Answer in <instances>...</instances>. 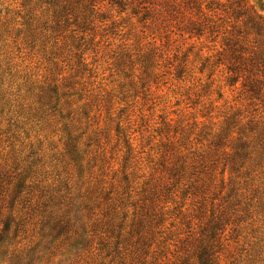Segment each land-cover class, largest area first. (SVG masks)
<instances>
[{
    "label": "rangeland",
    "instance_id": "374dc122",
    "mask_svg": "<svg viewBox=\"0 0 264 264\" xmlns=\"http://www.w3.org/2000/svg\"><path fill=\"white\" fill-rule=\"evenodd\" d=\"M61 1L0 0V264H264V0Z\"/></svg>",
    "mask_w": 264,
    "mask_h": 264
},
{
    "label": "trees",
    "instance_id": "16d2710c",
    "mask_svg": "<svg viewBox=\"0 0 264 264\" xmlns=\"http://www.w3.org/2000/svg\"><path fill=\"white\" fill-rule=\"evenodd\" d=\"M49 7L58 8L61 4V0H44ZM262 10V9H261ZM18 193V192H17ZM13 220L12 214H8L3 222H0V251L3 247L9 246L10 243V225ZM4 254V253H3ZM2 256H0L1 258ZM16 264H21L17 262ZM198 264H214V260H212V255L210 253V249H205L199 256Z\"/></svg>",
    "mask_w": 264,
    "mask_h": 264
}]
</instances>
